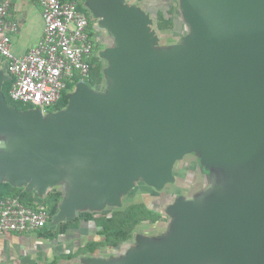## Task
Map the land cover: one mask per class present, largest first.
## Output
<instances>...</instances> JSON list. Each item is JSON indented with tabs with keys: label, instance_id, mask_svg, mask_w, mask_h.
Listing matches in <instances>:
<instances>
[{
	"label": "water",
	"instance_id": "obj_1",
	"mask_svg": "<svg viewBox=\"0 0 264 264\" xmlns=\"http://www.w3.org/2000/svg\"><path fill=\"white\" fill-rule=\"evenodd\" d=\"M182 1L192 34L170 49L137 6L91 0L114 40L100 52L108 87L79 83L60 112L18 111L0 75V184L41 196L66 184L57 223L122 209L140 179L162 189L193 151L220 174L213 193L170 208L165 234L92 264H264V0Z\"/></svg>",
	"mask_w": 264,
	"mask_h": 264
},
{
	"label": "built area",
	"instance_id": "obj_2",
	"mask_svg": "<svg viewBox=\"0 0 264 264\" xmlns=\"http://www.w3.org/2000/svg\"><path fill=\"white\" fill-rule=\"evenodd\" d=\"M40 4L44 35L25 56L13 52L12 33L17 30V23L8 18L10 4L0 5V56L14 81L9 93L11 100L47 115L60 102L69 84L85 82L89 77L96 44L91 36L90 18L77 2L40 0ZM48 222L44 207L32 209L13 197L0 202V237L38 232Z\"/></svg>",
	"mask_w": 264,
	"mask_h": 264
},
{
	"label": "crops",
	"instance_id": "obj_3",
	"mask_svg": "<svg viewBox=\"0 0 264 264\" xmlns=\"http://www.w3.org/2000/svg\"><path fill=\"white\" fill-rule=\"evenodd\" d=\"M90 2L91 0H79L77 3L78 5L81 4L83 8L87 10V12L83 10L82 11L85 12L90 18V23H92L95 27L94 30H104L99 25L104 18L97 16L92 11ZM4 3L10 4V16L8 17L9 20L17 23V30L12 33L13 52L17 56H25L31 51V49L40 43L44 35L45 23L42 15L40 0H0V5ZM126 4L138 6L137 4L139 3L137 0H126ZM0 75L4 77L2 90L7 101L4 91L9 85V82L12 80V77L9 75L5 60L1 56ZM79 83L81 82L78 81L77 84ZM29 110L33 109L30 108ZM5 141H7V139L0 135V144L2 142L3 145H5ZM3 145L2 147L0 145V150L4 148ZM3 183L10 184L9 182ZM65 185L66 184L57 185L52 190L55 188H60L63 190V192H65ZM17 188H25L27 192L33 193L37 203H39L41 199H43L49 192L52 191L50 190L44 196H41L37 189L29 190L27 186ZM59 212L60 209L58 210L57 215ZM82 212L84 211H80L77 217ZM89 212L94 214L101 213L97 211ZM55 218L51 223L47 224V228L43 231L26 234H4L1 236L0 264H92V260L97 259L119 260L123 258L129 250L127 247L125 248L124 243L117 248L104 246L96 249L93 253L81 255L80 250L85 248L89 243L105 241V238L99 234L101 229L94 221H91L86 224L82 223L79 227H70L66 233L57 234L51 238L49 232L55 231L59 224L75 220H67L65 222L57 223ZM141 230L142 228L138 229L134 235V238L126 244L131 245L133 242H135L136 238L138 239L141 237L143 235L140 234L143 232V230ZM148 232L149 233L147 234L144 233V236L150 238H156V236L153 234L158 233V231H153V229H149Z\"/></svg>",
	"mask_w": 264,
	"mask_h": 264
},
{
	"label": "trees",
	"instance_id": "obj_4",
	"mask_svg": "<svg viewBox=\"0 0 264 264\" xmlns=\"http://www.w3.org/2000/svg\"><path fill=\"white\" fill-rule=\"evenodd\" d=\"M78 2L79 0H71ZM138 3L146 2L148 0H137ZM79 8L85 12L86 9L83 8L81 4H79ZM170 11V17H167L164 12H159L156 19V29L159 32H171L175 30V23L173 21L172 13ZM90 29L92 30L91 36L94 37L95 33L93 30L95 29L94 25L90 24ZM99 29V28H98ZM101 30V29H99ZM96 32V30H94ZM100 43H98V46ZM98 48V47H97ZM102 48L99 47V51L96 53V56L90 62L91 70L90 75L87 78L90 86L96 90H101L108 87V81L105 79L104 69L105 65L100 56V50ZM86 79V81H87ZM79 80L75 81L72 84H69L68 89L71 90L75 87ZM13 79L9 82V85L5 89V94L7 97L8 103L15 107L18 111L24 112L30 109L29 106H26L19 102H14L9 97L10 89L13 86ZM69 90H67L60 102L51 109V112H60L66 109L70 103V94ZM1 147L3 143L1 142ZM205 169V168H204ZM207 171V170H204ZM64 192L60 188H55L51 192H49L39 203L36 202V198L34 194L31 192H27L25 188H17L8 183L0 184V202L4 201L7 198H18L25 206L37 209L39 207H44L49 214V223L53 221L55 216L58 213L60 204L63 200ZM130 196H127L125 199L126 205L122 209L114 210L110 213H98L94 214L89 211L82 212L74 221H69L66 223L59 224L58 228L55 231L49 232V235L52 237L57 234L66 233V231L70 227H79L82 223H89L94 221L97 226L101 229L99 231L100 236L105 238L104 242H93L89 243L85 248L80 250V254L93 253L96 249L100 247H113L117 248L124 243L131 241L134 238V235L138 229L141 228H156L158 225L160 227L161 222H165L161 213L155 212L150 209L147 205V202L143 201L141 198L138 200H129ZM47 228V226L40 231H43ZM158 229V228H157ZM163 234H165L169 228H166ZM158 231V230H153ZM159 233L153 234L156 237H159Z\"/></svg>",
	"mask_w": 264,
	"mask_h": 264
},
{
	"label": "rangeland",
	"instance_id": "obj_5",
	"mask_svg": "<svg viewBox=\"0 0 264 264\" xmlns=\"http://www.w3.org/2000/svg\"><path fill=\"white\" fill-rule=\"evenodd\" d=\"M183 1L182 0H148L146 2H142L137 4L138 8L141 9L142 12L146 13L152 20V31L156 32V35L158 38V47L159 48H170L174 49L177 46H181L184 44L185 38L190 36L192 34L191 28L186 20V17L184 15V11L182 8ZM164 12L167 17H170L169 12L173 11L172 17L173 21L175 23V30L171 32H159L156 29V19L159 12ZM101 37H103L102 41V49L101 51H105L108 48H111L114 46V40L109 35V32L107 30H100ZM99 51V48L98 50ZM100 51V52H101ZM109 66L108 62H105V67L107 68ZM105 75V74H104ZM106 79V77H105ZM86 82V83H85ZM85 84L88 83L85 80ZM90 86V85H88ZM78 84L75 85L74 88L69 90V94L72 95L77 91ZM96 92H101L106 90V88L101 90L93 89ZM190 154H196L197 152H192ZM188 156V155H187ZM198 162H195L194 164L189 167V163L185 160L186 158L182 160H178L175 162L173 166V172L174 176L172 181H169L164 185L162 189H157L148 183L144 182L143 180H138L136 182L135 187L130 191V193L127 196H130L128 198L129 200H138L142 199L143 201L147 202V205L150 209H152L155 212L161 213L163 218L165 219V222H161L159 225H156V228L151 227V229L158 230V235L161 236L162 233L167 230L166 228H169L171 223L174 220V216L169 213V210L172 206L176 205L178 201H189V202H195L196 200L207 196L209 193H213L215 191L216 185L213 187L210 186L208 183L210 178H218V181L220 180V174L214 170L211 176L206 175L201 167H203V159L201 156H199ZM185 166V167H184ZM259 179L260 182H264V160H260L259 163ZM217 181V180H216ZM217 181V182H218ZM218 184V183H216ZM127 196H124V206L126 205L125 199ZM213 198V197H208ZM119 208L114 209H106L102 211L101 213H110L114 210H118ZM158 228V229H157ZM150 229V228H149ZM148 228H142L143 232L147 234L149 233ZM141 230V231H142ZM125 248L129 249L128 251L132 250L133 248H136L138 246V239H135V242H133L131 245L124 244Z\"/></svg>",
	"mask_w": 264,
	"mask_h": 264
},
{
	"label": "flooded vegetation",
	"instance_id": "obj_6",
	"mask_svg": "<svg viewBox=\"0 0 264 264\" xmlns=\"http://www.w3.org/2000/svg\"><path fill=\"white\" fill-rule=\"evenodd\" d=\"M101 31H94L93 33H95V35H94V39H95V44H96V53L98 52L97 50H98V48L99 47H101V45L103 44V41H102V39H103V37H101V33H100ZM98 43H100V45L98 46ZM98 47V48H97ZM100 53V52H99ZM102 60H103V62H104V65H105V62H107L104 58H102ZM105 69H106V67H105ZM105 69H104V71H105ZM186 159V161L189 163V167H191V165L192 164H194L195 162H198V160H199V157H198V155H196V154H189L188 156H186L185 157ZM185 167V166H184ZM202 168V170L204 171V170H207L206 168L204 169V167H201ZM204 173H206V175H209V176H211L212 175V171H209V170H207V171H204ZM218 181V178H217V176H216V178H210L209 179V185L210 186H214V185H216V183H217V181Z\"/></svg>",
	"mask_w": 264,
	"mask_h": 264
}]
</instances>
